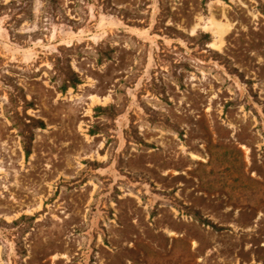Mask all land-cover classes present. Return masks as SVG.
<instances>
[{"label": "rangeland", "instance_id": "374dc122", "mask_svg": "<svg viewBox=\"0 0 264 264\" xmlns=\"http://www.w3.org/2000/svg\"><path fill=\"white\" fill-rule=\"evenodd\" d=\"M0 264H264V0H0Z\"/></svg>", "mask_w": 264, "mask_h": 264}, {"label": "bare ground", "instance_id": "6f19581e", "mask_svg": "<svg viewBox=\"0 0 264 264\" xmlns=\"http://www.w3.org/2000/svg\"><path fill=\"white\" fill-rule=\"evenodd\" d=\"M218 29H219V31H220V32H222V31L224 30V27H223V25H221V24H218Z\"/></svg>", "mask_w": 264, "mask_h": 264}]
</instances>
